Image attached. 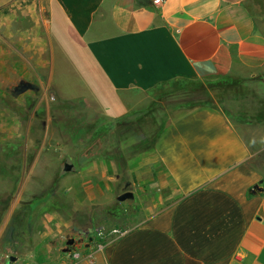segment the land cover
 I'll list each match as a JSON object with an SVG mask.
<instances>
[{
    "label": "crops",
    "instance_id": "obj_1",
    "mask_svg": "<svg viewBox=\"0 0 264 264\" xmlns=\"http://www.w3.org/2000/svg\"><path fill=\"white\" fill-rule=\"evenodd\" d=\"M17 56L119 119L161 82L263 80L264 0H0V66ZM132 174L148 202L84 264H264V123L184 111Z\"/></svg>",
    "mask_w": 264,
    "mask_h": 264
},
{
    "label": "rangeland",
    "instance_id": "obj_2",
    "mask_svg": "<svg viewBox=\"0 0 264 264\" xmlns=\"http://www.w3.org/2000/svg\"><path fill=\"white\" fill-rule=\"evenodd\" d=\"M21 61L13 57V66H8L13 71L4 62L0 66V210H4L0 228L3 225L4 232L11 218L16 227L11 245L1 243L2 232L0 254L9 251L25 263L84 264L91 251L85 244L93 242L97 249L112 237V230L133 227L132 210L148 202L149 190L138 186L132 170L154 150L133 151L146 141L143 133L156 127L154 117L164 127L186 111L179 108L181 104L205 101L236 112L258 106L257 98L264 100V79H230L237 84L224 92H178L163 100L158 114L151 112L138 125L115 124L103 135L104 141L113 143L92 147L87 144L95 135V125L109 119L90 113L78 101L64 100L62 89L49 85L46 72H37L35 66L20 71ZM21 81L32 89L21 92ZM65 102L72 104L60 105ZM144 102L139 110L150 104ZM102 149L106 158L95 157ZM64 164L72 169L64 172ZM127 184L136 202L120 203L116 198ZM48 194L59 210L36 206ZM114 207L122 213L119 219L109 216ZM27 222L32 225L29 233ZM69 240L72 245H67Z\"/></svg>",
    "mask_w": 264,
    "mask_h": 264
},
{
    "label": "trees",
    "instance_id": "obj_3",
    "mask_svg": "<svg viewBox=\"0 0 264 264\" xmlns=\"http://www.w3.org/2000/svg\"><path fill=\"white\" fill-rule=\"evenodd\" d=\"M231 78H221V79H203V80H177V81H165L156 84L154 87H152L148 92L149 97V105L144 110H137L134 112L129 113L128 115L114 120L109 121H101L100 123L97 122V126L95 128V135L92 137L91 143L89 142L87 145L95 147L96 143L104 145V144H111L113 143V140L110 139V141H104L103 135L107 134L108 132L115 129V124L117 123H124L125 125L129 126H136L142 121L144 117H147L151 112L152 113H159L161 111V104L164 102L168 97H171L172 95L178 93V92H185L190 94H196V93H204L206 91H213L215 89H219L222 92L228 90L230 86H234L236 83V80H232L229 82ZM215 81V83L213 82ZM260 100V101H259ZM256 103H260L258 106L253 105L252 108L249 109H243L241 111H228L226 109H221L222 112L226 115L228 119H230L233 122L236 123H248V124H261L264 123V100L257 98ZM62 104H72V102H65ZM74 104V103H73ZM75 105V104H74ZM77 106V105H76ZM199 107H205L210 109H217L218 107L214 106L213 104H210L208 102H201V103H186L181 104L180 109L190 111L194 110L195 108ZM157 111V112H156ZM156 116V115H155ZM102 118L103 117H99ZM155 121V128L151 132H147L146 134L140 133L146 141L139 147H136L133 151V153H138L140 151H153L155 148V145L160 137V135L163 133L165 126L162 127L161 123L159 122V117H154ZM94 126V127H95ZM112 137V136H111ZM98 154L95 157L99 158H106V149H102L101 151L97 152ZM50 194H48L46 197H42L40 200L37 201L36 206L44 205L42 208L43 211L47 210V207H52L56 209H60V206L56 205V202L49 201ZM49 207V208H50ZM4 210H0V219L2 217ZM122 213L117 210L116 207L112 208L110 210L109 216L112 219H119L121 217ZM32 225L30 222H27L26 224V232H31ZM16 233V227L14 224V219L11 218L10 222L8 223L5 231L3 232L1 243L3 245H11L13 243V237ZM36 264H42V263H36Z\"/></svg>",
    "mask_w": 264,
    "mask_h": 264
},
{
    "label": "water",
    "instance_id": "obj_4",
    "mask_svg": "<svg viewBox=\"0 0 264 264\" xmlns=\"http://www.w3.org/2000/svg\"><path fill=\"white\" fill-rule=\"evenodd\" d=\"M21 85H22L21 86V92H24L25 90H28V89H32V86L29 83L22 82ZM71 169H72V165L64 164V167H63L64 172H69ZM255 188H256L257 191L261 190L257 185L255 186ZM131 199H133V193L130 192V191H127V192H124L121 195H119L116 198V201L124 202L126 200H131ZM83 234H86V233H83ZM72 244H73V240H69L67 242V245H72ZM10 263L17 264L16 263V257H13V256L10 257L9 261L7 262V264H10Z\"/></svg>",
    "mask_w": 264,
    "mask_h": 264
},
{
    "label": "built area",
    "instance_id": "obj_5",
    "mask_svg": "<svg viewBox=\"0 0 264 264\" xmlns=\"http://www.w3.org/2000/svg\"><path fill=\"white\" fill-rule=\"evenodd\" d=\"M153 3L156 4V5H161L163 3V0H153ZM98 248L100 249V248H102V246H99ZM10 257H12V254L9 251H7L6 254L4 255L5 264H7V262L10 259ZM16 263L17 264H36V263L20 262L17 258H16ZM10 264H13V263H10Z\"/></svg>",
    "mask_w": 264,
    "mask_h": 264
},
{
    "label": "flooded vegetation",
    "instance_id": "obj_6",
    "mask_svg": "<svg viewBox=\"0 0 264 264\" xmlns=\"http://www.w3.org/2000/svg\"><path fill=\"white\" fill-rule=\"evenodd\" d=\"M21 83H22V81L19 83L20 86H22ZM128 186H129V185L127 184V186L125 187L124 192L130 191L129 188H128ZM124 192H123V193H124ZM130 192H131V191H130ZM131 200H133V199H131ZM120 203H121V202H120Z\"/></svg>",
    "mask_w": 264,
    "mask_h": 264
}]
</instances>
